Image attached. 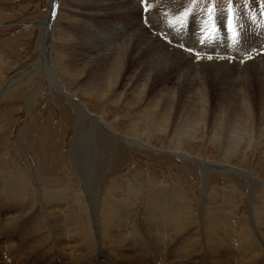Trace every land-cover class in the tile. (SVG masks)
I'll return each instance as SVG.
<instances>
[{
    "label": "rangeland",
    "instance_id": "rangeland-1",
    "mask_svg": "<svg viewBox=\"0 0 264 264\" xmlns=\"http://www.w3.org/2000/svg\"><path fill=\"white\" fill-rule=\"evenodd\" d=\"M174 1L175 3L168 6H162L161 8H154L153 3L149 4L151 6L138 4L134 1L131 5L124 4L131 9L130 16L135 18L131 23L127 21L125 22L129 27L131 26L130 28H133L136 31L145 22L152 19V16L159 19V21L156 20V25L152 32L149 33V37L159 44L152 35L160 34L161 38L164 40L166 39L165 41L168 43L170 50L183 51L187 59L191 57L190 55H192L191 58H193V56L195 58L196 53L200 56L202 51H209V48L217 49L218 46L214 45L217 44V41H213L210 38L211 33H220L223 30L224 32L226 31V34L229 33L226 29L227 27L224 26L225 22L223 19L217 18V16L222 13H230L231 11L233 14V23H243L248 19L245 16L246 13H251L253 9L258 10L263 5L262 0L260 8L255 4L257 0H226L225 3H223L224 0H204L207 2V7L206 9L199 11L201 0ZM181 2L183 5L190 4L185 10L182 9L180 12L179 6L181 5ZM47 3L48 0H0V177L2 174H5V176L9 175L11 178L14 177L15 174L25 175V185L37 193V196L35 195L36 198L41 194L39 193L41 191V186H47L48 190L53 191L57 198L62 201L59 203V207L64 206L71 211L69 217L72 219L73 227H75V230L77 229V232L75 231V233L77 235L78 233H81L80 236L82 238L73 237L72 239V237H68L67 235H55V231L50 228L52 226H48L47 223H44L48 222L47 220H54L55 217L52 215L60 214V212L65 209L61 211L52 208L51 210H48V212L50 211L49 214L45 213L41 215V222L38 223L41 231L37 232V235L34 234V237L38 236L39 240L38 237H32L33 232L30 228L34 226L33 223L30 224V222H26L24 225L10 228L6 223V220L8 217H11V215L9 212L0 210V231L2 229L0 234L4 231V234L0 235V245L2 244L0 246V264H5L8 263V261H11L14 257L13 252L17 248V256H19V254H28L30 252L35 254V259H38L39 257L40 260H42V258L44 260L46 257L44 255H47L48 257V251L50 248L58 247V249L62 251V249L66 250L64 248H68V245H70V247H72L71 245L73 244L78 245L80 241L84 242L88 238H92L96 241V237L92 234L93 232H89L90 229L87 222H79L76 213L81 210L79 206H83L82 203H84L86 206H83V215H90L91 205L93 204L90 195L91 193L92 196L94 194L97 195H94L95 199H97L95 206H97V204L100 205L102 203V195L105 192L103 189H106V192L109 191L110 194L114 191V196L113 193L111 196L116 197L119 200L121 199V196L128 194V192L133 191L135 188L134 190L137 194L135 193V201H133V203L135 202L134 204H136V206L134 205V208L136 209L138 206V208H140V202L142 201L141 196L149 189L153 190L161 188V191L163 190L164 192H169L171 190L169 193L174 195L182 194L189 200L191 205V209L188 211L186 218L188 219L191 217L189 223L190 225L192 223V228H196L195 233L197 236H199L198 233L201 232V234H203L206 231L204 213L202 212L203 207L212 206V203L216 207L224 206L223 208L227 209V207H225V205H228L226 204L227 201L235 200L234 203L229 205L231 208L233 207L232 211H235L233 212L235 214L231 212L233 216L230 217L229 221H232L235 228L238 224H244L250 207V203L248 202L253 201L256 196L264 198V135L260 136L258 131V128L261 126L259 118H261L263 113L260 109H262L261 106L264 102H262L259 97V93L255 92L258 90L256 82H258L259 79L248 70L246 75L248 78H244L245 84L243 85V88L250 90V93H252L251 95H253V101H251L253 107V110L251 109V118L256 122H254V126L256 127L250 126V121H248V124H244L246 131L235 129L237 128L236 125H233V123L230 122L231 117L232 119L234 118L229 110L232 107L229 108L227 104H224L226 100L223 96V98L220 99L218 95L214 94L217 92V87L215 86L217 79H221V82L225 83V87L227 86V83L236 86L234 83L235 80L233 81L232 79L237 78V73L232 72L229 73V75L217 76L214 78L215 75L211 76L214 72L211 71V74L209 73V70V72H207L211 74L210 76L205 71L206 74H208L207 76H205V74L199 75V72V74H197V76L199 75V79L196 77V81L199 83L205 78H208L206 79L207 81L204 82L206 90L208 85L213 87L211 90L208 88L210 93L206 91L207 95H211V98L208 99L206 104V115L192 124L186 121V115L190 114V109L186 107L182 108V104L184 102H188L189 104L193 99L195 100V97L198 96L199 92L193 93L191 88L185 87L180 91L179 98L175 93L176 100L174 103L177 102L178 106L176 105V107L171 108L169 112L170 120L165 122V131H156L154 136L151 137L150 143L147 145L141 139L144 138L145 133L150 127V119L141 121L138 124L140 129V136H138L140 139L139 142L149 148L143 149L133 147V145H128L127 143L125 144L124 142L114 139L110 134L105 133L100 125L97 124L98 127L93 126V123L89 118H85L80 124L76 123L78 109L75 106L76 104H73L75 102H72L71 104V102L67 101V99L54 88H47V82H45V79L42 77L43 75L37 68H35L37 72L33 71L30 73L29 70L34 68L32 66L38 64L36 61L39 60L37 41L40 23L46 19L45 17H47ZM74 4L75 2L73 0H62L61 7L63 9L60 8L59 14L56 16L57 19H55V24L58 25L55 26V33L52 38L54 44L57 39L56 31H60V26L62 28H67L68 31L75 30L77 32H83V22L85 21L86 13L89 12H87V9L83 10L81 7H74ZM173 4H175L174 7ZM65 6L66 8H64ZM68 6H70V9ZM68 11L71 14H69ZM186 11L188 17L184 15ZM195 13L196 16H194ZM200 14L205 15V19L203 18L205 24L203 33L205 35L202 34L201 21L199 20ZM59 15L60 17L63 15V18H60ZM145 17L147 21H142ZM121 23V25L125 26L124 22ZM89 24H93V21ZM147 24L150 26V23L147 22ZM213 24H215V28H213ZM131 34L132 33H129V36ZM105 39H107V37ZM211 44L214 47L211 46ZM113 46H115V44L109 46V48ZM188 49H192L193 51L189 52ZM102 50L103 48L101 51ZM102 52H104V50ZM168 53L175 55L174 52ZM205 54L210 55V52H206ZM259 54L263 55L262 52ZM49 55L51 57L53 56L51 51ZM228 65L231 66L232 62L228 61ZM236 68L237 67L233 69ZM233 69H231V71H234ZM238 71L240 70H237V72ZM56 73L61 79L63 86L71 93L75 94L78 102L83 104L85 109L87 108L86 110H88L87 112L90 115L100 117V119L104 121V124L107 123V127L116 131V133L122 138H126L127 136V138H134L131 135L132 124L139 116L141 109L146 104L150 103L149 96L154 97V93H148V91L143 90L145 92L142 96L141 102L138 105L136 104V106L134 105L129 108L124 104L123 98L117 103L111 102L114 93L113 90L110 92L106 91L105 96L100 99L98 98L99 94L88 93L86 91L88 84L81 83V79L72 80L71 78H68L69 76L66 75L62 69L59 68H57ZM191 74L194 75V73ZM11 79L19 80L17 81V83H19L15 84V87H13L12 90L4 92L5 86L11 81ZM246 84H248V88ZM176 91H178V89ZM232 95H235V92H233ZM226 102L230 105L228 101ZM238 103H240V101ZM233 104L234 103L231 102V105ZM226 111L228 112L227 114ZM180 116L181 118H179ZM185 121L189 125H187ZM79 125L81 126L80 128H78ZM173 128L177 129H175L177 133L186 135H183L179 141L181 143L179 145L180 147H178L180 149L179 153L182 152V154L185 153L189 157L199 158V160L201 159L202 161L209 162V164L214 167H205L203 169L204 166H200V164L194 160H178L171 155V152L178 151H175V148H172V145L169 144L172 143V140L174 139V137H171ZM262 128L263 126L259 128L260 131ZM179 130L180 132H178ZM184 131L185 133H183ZM188 134H192V137L194 138L192 141L187 140V138L189 140L191 138L187 137ZM224 140L227 143L226 145ZM172 149L173 151H171ZM77 153H79L78 156ZM82 156L83 159L85 158L87 160H83ZM73 163L74 165H72ZM68 164L72 165V167H69L70 165ZM80 165L91 175L89 178V186H86L87 188H90V190L86 189L84 187L85 185H83L82 178H84L85 169H82V167L80 168ZM89 169H91V171ZM231 169L240 171L241 174L245 172V175L249 174L248 176L251 178L258 179L257 181H260V183L263 182L261 188L258 190L259 192H257L260 193V195L252 194L250 197L252 200L249 199L248 194L251 188L246 184L244 176L240 173L236 174L231 171ZM0 180H2V177ZM1 183L2 181H0V184ZM77 183H79V187L81 188L82 186L83 189H77ZM71 184H75V188ZM201 187L203 190H201ZM49 188H53V190ZM81 190H83V192ZM110 190H112V192ZM199 190L203 192L201 193ZM125 191L128 192L125 193ZM210 191L214 194L217 193L216 195L218 197L214 194L212 195V192L209 193ZM87 195L90 200H88ZM37 201L38 200L34 201L33 199L31 204L27 203L29 204L28 208L30 207L28 216H35L37 211L39 212L38 209H35L39 206ZM41 204H44V202L42 203L41 201ZM75 204H78V207ZM60 208L62 209V207ZM236 208L241 209L236 213ZM225 211L227 212V210ZM49 215H51V217ZM75 215H77L76 219H74ZM234 221H236V223L238 221L237 225ZM38 224L36 226H38ZM198 226L202 227L201 230ZM49 230L51 232H48ZM39 234L41 237L43 236L41 241ZM63 236H67L70 242L67 240V237L65 238L66 240L62 239ZM27 238L28 240H26ZM46 239L47 242H45ZM53 239L59 241L55 242ZM60 239L65 241L62 242ZM74 240L77 242L75 243ZM27 241H29V243ZM50 241L53 242L51 243ZM42 242H44V244H42ZM64 243L66 244V247H64ZM47 244L48 246L50 244V246H53L48 247ZM13 246L14 248H12ZM46 249L48 251H46ZM202 249L200 254H198L199 256H203V258L200 259L201 261L198 259L199 262H201V264L213 263V259L207 254L205 255L204 249ZM43 251L45 252L42 253ZM11 254H13V257L10 256Z\"/></svg>",
    "mask_w": 264,
    "mask_h": 264
},
{
    "label": "bare ground",
    "instance_id": "bare-ground-1",
    "mask_svg": "<svg viewBox=\"0 0 264 264\" xmlns=\"http://www.w3.org/2000/svg\"><path fill=\"white\" fill-rule=\"evenodd\" d=\"M73 1L75 2L74 7H81L83 10L87 9V12H89L86 13V18L83 22V32H77L75 30H73L75 32L68 31L67 28H62L60 26V31H56L57 39L56 43L54 44L52 42V38L55 33V26L58 25L55 24V19H57L56 16L59 14L60 8L63 9L61 7L62 0H48L46 9L47 17H45L46 19L44 18L45 20L40 23L39 27L40 29L37 41L39 60L36 61L38 64L32 66L34 68H31L29 71L30 73H32L33 71L37 72V70H35V68H37L43 75L41 76L45 79V82H47V88H54L62 96H64L67 101L71 102V104L72 102H75L73 104H76L75 106L78 109V117L76 123L80 124V122H82L85 118H89L93 123V126L98 127L97 124L100 125L104 132L110 134L114 139L124 142L125 144L127 143L128 145H133V147L136 148H149L139 142V122L150 119V127L145 133L144 138L141 139L145 144L148 145L150 143L151 137L154 136L156 131H165V122L167 120H170L169 112L171 108L176 107L177 105V102L174 103V101L176 100L175 93L179 98L180 91L185 87H189L192 89L193 93L199 92V94L196 97L194 96L195 100L193 99V101H191L189 104L188 102H184L182 104V108L186 107L190 109V114H187L186 112V121L191 124L194 123L196 120H199V118L201 119L206 115V104L208 102V99L211 98V95H207L206 91L210 93L208 91V88L209 90L213 88L212 86L208 85L207 90L205 89L204 82L207 81L206 79L208 78H205L199 83L198 81H196V77H198L199 79V75L201 74H205V76H207L209 73L212 74V72H214V74H209V76L215 75L214 78H216L217 76L219 77L229 75V73L233 72L237 73V78L232 79L233 81L235 80L234 83L236 86L227 83V86L225 87V83L221 82V79H217L215 84V86L217 87V92L214 94L218 95L220 99L224 97V99L230 103V105H228L226 101L224 102V104H227L229 108L232 107L229 110L234 118L232 119L231 117L230 122H232L233 125H236L237 128L235 129H242L246 131L245 125L248 124V121H250V126L256 127L254 126V119L251 118V109L253 110L251 101H253V95H251L252 93H250V90H247L246 88L244 89L243 85L245 84L244 78L247 77L246 75L249 70L250 72H252V74L255 75V77L259 79L258 82L255 81L258 89L255 92L259 93V97L261 98L262 102H264V0H262L263 5L261 0L256 1L255 4L258 5V8H260L261 5L262 7L258 10L253 9L251 13H246L245 16L248 18L246 21H244L243 23H233L235 35H233L232 33L226 34V31L224 32V30L222 32L219 31L220 33H211L210 38L213 41H217V44L214 45L218 47L217 49L209 48V51H202L199 59H197L196 57L195 59L194 56L193 58H191L192 55H190L191 57L187 59L183 51L170 50L168 43L165 41L166 39L164 40L163 38H161L160 34L152 35L160 45L153 41L149 37V33L152 32L156 25V20L159 21V19L152 16V19L147 21L145 17L142 21H147L148 23H150V26H148L147 22H145L136 31L133 28H130L131 26L129 27L125 22L127 21L131 23L135 18L130 16L131 9L126 7V5L124 4L131 5V3L134 1L138 4L148 6L149 4L153 3L154 8H161L162 6H168L172 3H175L174 0ZM225 1L226 0H224L223 3H225ZM189 4L183 5V3L181 2V5L179 6L180 12L182 9L185 10ZM251 4L253 5L252 2ZM174 5L175 4H173V7ZM66 6L64 8H66ZM69 7L70 6H68V8ZM206 7L207 2L201 0L199 11L206 9ZM228 14L229 13H222L217 16V18L223 19V21L225 22L224 26L226 27L229 18ZM194 16H196V13L194 14ZM60 18H63V15ZM203 18L205 19V15L200 14L199 20L201 21L202 34H204L203 32L205 29ZM92 21L93 24L90 25L89 23H91ZM121 22H124L125 26L121 25ZM129 33L132 34L129 36ZM106 37L107 39H105ZM114 44L116 47L113 46L109 48V46H112ZM211 46L213 45L211 44ZM102 48L104 52H102L103 50L101 51ZM50 51L53 54L52 57L49 55ZM168 52H174L176 56ZM206 52H210V55L205 54ZM260 52H262L263 55L259 54ZM228 61L232 62L231 66L228 65ZM235 67L237 68L233 69ZM57 68L62 69L63 72L69 76L68 78H71L72 80L81 79V83H85L86 85L88 84V86L86 87V91L88 93L99 94L98 98L100 99L105 96L106 91L110 92L113 90L114 93L111 102L117 103L123 98L124 104L129 108L133 107L134 105L136 106V104L138 105L141 102L142 96L145 92L143 90L148 91V93H154V97L149 96L150 103L146 104L141 109L139 116L132 124L131 135L134 138H127L128 136L126 138H122L116 133V131H113L112 129L107 127V123L104 124V121H102L100 117L90 115L87 112L88 110H86L87 108L85 109L83 104L78 102L75 94L71 93L67 88L63 86V84L61 83V79L56 73ZM231 69H233L234 71H231ZM237 70L240 71L237 72ZM205 71H208L209 73L207 72L208 74H206ZM191 73H194V75ZM197 74L199 75L197 76ZM14 80L11 79V81L5 86V91L3 90L4 92L12 90V88L15 87V84L19 83H17V81L19 80ZM246 85L248 88V84ZM177 89L179 92L176 91ZM233 92H235V95H232ZM239 101L240 103H238ZM231 102L234 104L231 105ZM261 108L262 109L260 110L263 113L261 116L262 119L259 118L261 121V126L259 128H261L262 126L263 128L261 129V131L258 128V131L260 133V136H263L264 103ZM227 113L228 112L226 111V114ZM181 116L179 118H181ZM80 127L81 126L79 125L78 128ZM175 129L173 128L171 136L174 137V139H171L172 143L169 144L172 145V148H175V151H178L174 152L172 149L171 151L173 152H171L170 154L178 160H194L199 163L200 166H204L203 169L205 167L213 168L214 166L210 165L209 162L202 161L201 159L199 160V158L189 157L185 153L182 154V152L179 153L180 149L178 147H180L179 145L181 144L179 141L185 134L182 135V133H177V129ZM178 132H180V130ZM183 133H185V131ZM192 134L187 135V137H191L190 140L186 137L188 141H192L194 139L192 137ZM226 144L227 143L225 141V145ZM78 154L79 153H77V156ZM72 165H74V163ZM72 165H70L69 167H72ZM81 165L80 168L82 167V169H85ZM89 170L91 171V169ZM84 171V178H82L83 185H85L84 187L86 189L90 190V188H87L86 186H89V178L91 175L86 169ZM231 171L235 172L236 174L240 173V171H237L235 169H231ZM241 175L244 176L246 184L251 188V190L247 189L249 190V199H251L250 197L252 194L260 195V193L257 192H259L258 190L261 188L263 182L260 183V181H257L258 179L256 180L251 178L250 176H248L249 174L245 175V172ZM4 176L5 174H2V180H0L2 181V183L0 184V210L9 212V214L11 215V217L7 216L8 219L6 220V223L10 228L24 225L26 222H30V224L33 223L34 226L31 227L30 230L33 232L32 237H34V234L37 235V232L41 231L38 223L41 222L42 214H49L50 211L48 212V210H51L52 208H56L57 210L61 211L65 209L60 212V214L55 213L56 215H52L55 217L54 220H47L48 222L44 223H47L48 226H52L50 228L55 231V235H67L68 237H72V239L73 237H81V233H78V235L75 233L77 229L75 230V227H73L72 224V219L69 217L71 211H69L67 207L65 208L64 206H60L62 207V209L59 207V203L62 201L57 198L56 194L53 193V191H49L47 186H41V191L39 192L41 194L36 198L37 193L33 189L28 188L26 187L27 185H25V175L15 174V176L12 178L11 176L9 177V175H6L5 177ZM75 184L71 185H73L74 187ZM77 184L78 189L80 187L79 183ZM134 189L133 191L128 190L132 193V195L127 191L128 194L121 196V199L119 200L116 197H113L115 194L113 193L114 191L112 192V190H110L113 193V196H111L112 193L110 194L109 191L106 192V189H103V191L105 190L101 198V202L103 204L98 201L101 204H97V206H95L97 200L94 197L95 194L92 196V193L90 192V198L93 201V204H90V215L87 216L83 215V206L86 205L82 203L83 206H79L81 210L76 213L78 216L75 215L74 219H76L77 216L79 222H87V225H89L88 227L90 229L89 232H93L92 234L96 237V241L92 238H88L86 241H82L83 243L80 241L82 244L79 242L78 245H71L72 247L68 245V248H64L66 250L62 249V251L59 250L58 247L50 248L49 251L46 249V251L49 252V258L47 257V255H44L46 256L44 260L43 258L42 260H40L39 257L38 259H35V254L30 253L29 251H27L29 252L28 254H19V256H17L18 248H15L16 250L13 252L14 255H10L14 256H12L13 259L5 264H201L199 260L203 258V256H199V254L202 248L204 249L205 255L207 254L213 259L214 262H210L211 264H264V198H262L261 196H256L253 201L248 202L250 203V207L248 210L249 212L247 214L246 222H243L244 224H238L236 228L233 226L232 221H229L230 217L233 216L232 213L235 212L232 211L233 207L231 208L229 205L231 203H234L235 200H228L227 203L224 202L228 204L225 205L227 209H224V206L216 207L213 203L212 206L203 207L202 212L204 213L206 231L203 234H201V232L198 233L199 236H197L195 233L196 228H192V223L191 225L189 223V219L191 217L188 219L186 218L188 211L191 209V205L189 203V200L186 199L184 195H174L172 193H169L171 192V190L169 192H164L163 190L161 191V188H159L160 190L149 189L145 191L141 196L142 201L140 202V208H138V206L136 209L134 208V205L136 206V204H134L135 202L133 203V201H135L136 193ZM51 190H53V188ZM201 190H203V188ZM81 191L83 192V190ZM127 192L125 191V193ZM200 192L202 193L203 191ZM211 192L212 191H210L209 193ZM211 194L213 195L214 193L212 192ZM216 194L217 193H215L214 195ZM90 198L88 196V200H90ZM33 199L34 201L38 200L37 202L39 203V206L35 209H38L39 212L37 211V214H35V216L30 217L28 216V211L30 210V207L28 208V206L33 202ZM41 201L42 203L44 202V204H41ZM75 205H77L78 207V204ZM240 209L241 208H236V213ZM225 210H227V212ZM49 216L51 217V215ZM234 222L236 223V221ZM37 224L38 226H36ZM200 226H198V228L201 230L202 227ZM48 232L51 231L49 230ZM2 234H4V231ZM64 236L62 237V239H65L67 237ZM42 237L40 236V241ZM26 240H28V238ZM65 240H62V242ZM54 241L56 242L59 240ZM27 242L29 243V241ZM45 242H47V239ZM76 242L77 241H75V243ZM42 244H44V242H42ZM63 245L64 247H66L65 243ZM12 248H14V246ZM44 252L45 251H43L42 253Z\"/></svg>",
    "mask_w": 264,
    "mask_h": 264
},
{
    "label": "snow or ice",
    "instance_id": "snow-or-ice-1",
    "mask_svg": "<svg viewBox=\"0 0 264 264\" xmlns=\"http://www.w3.org/2000/svg\"><path fill=\"white\" fill-rule=\"evenodd\" d=\"M146 10V9H145ZM210 12H211V9H210ZM185 16L188 15L187 11L185 12L184 14ZM213 28H215V24H213ZM227 30L229 33H232L233 35H235V30L233 28V14L229 13V18H228V24H227ZM189 52H192L193 50L192 49H188ZM196 58L199 59V54L196 53Z\"/></svg>",
    "mask_w": 264,
    "mask_h": 264
}]
</instances>
